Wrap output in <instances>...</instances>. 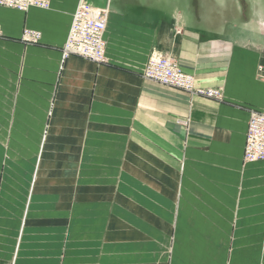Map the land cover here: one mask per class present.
<instances>
[{
	"label": "crops",
	"instance_id": "crops-1",
	"mask_svg": "<svg viewBox=\"0 0 264 264\" xmlns=\"http://www.w3.org/2000/svg\"><path fill=\"white\" fill-rule=\"evenodd\" d=\"M49 1L0 6V264H264V0H84L104 63L63 60L81 0ZM160 55L221 98L146 78Z\"/></svg>",
	"mask_w": 264,
	"mask_h": 264
},
{
	"label": "built area",
	"instance_id": "built-area-1",
	"mask_svg": "<svg viewBox=\"0 0 264 264\" xmlns=\"http://www.w3.org/2000/svg\"><path fill=\"white\" fill-rule=\"evenodd\" d=\"M0 6L26 11L31 7L49 8L50 1L0 0ZM107 12V8L96 7L84 0L79 2L62 48L63 60L74 54L95 63L106 62ZM41 36L39 30L25 28L22 40L26 43H39ZM258 72L264 79V65L258 67ZM143 74L148 79L177 87L194 95L210 99L221 98L220 89L199 86L194 75L182 70L169 55L151 58ZM243 158L245 162L264 160V109L250 112Z\"/></svg>",
	"mask_w": 264,
	"mask_h": 264
},
{
	"label": "rangeland",
	"instance_id": "rangeland-1",
	"mask_svg": "<svg viewBox=\"0 0 264 264\" xmlns=\"http://www.w3.org/2000/svg\"><path fill=\"white\" fill-rule=\"evenodd\" d=\"M194 1V4L195 5H197V3L200 1V0H193ZM195 77V76H194ZM196 80V79H195ZM197 83V82H196ZM245 162V161H244ZM3 250H2V248L0 247V252H2ZM173 261H175V259L173 260ZM175 264V263H174Z\"/></svg>",
	"mask_w": 264,
	"mask_h": 264
}]
</instances>
